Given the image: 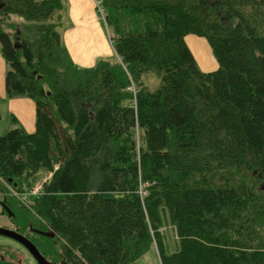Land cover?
I'll return each mask as SVG.
<instances>
[{
	"label": "trees",
	"instance_id": "1",
	"mask_svg": "<svg viewBox=\"0 0 264 264\" xmlns=\"http://www.w3.org/2000/svg\"><path fill=\"white\" fill-rule=\"evenodd\" d=\"M102 7L118 60L85 69L63 0H0L6 96L37 108L35 133L0 136V192L53 173L30 205L6 192L14 229L48 234L30 240L51 264H137L155 244L161 264H264V0ZM190 34L218 70L199 68ZM19 256L0 246V264Z\"/></svg>",
	"mask_w": 264,
	"mask_h": 264
},
{
	"label": "crops",
	"instance_id": "2",
	"mask_svg": "<svg viewBox=\"0 0 264 264\" xmlns=\"http://www.w3.org/2000/svg\"><path fill=\"white\" fill-rule=\"evenodd\" d=\"M63 3L62 15L65 21L62 38L75 65L87 69L95 67L101 60H118L110 32L104 17L97 9L96 1L63 0ZM185 40L203 72L218 70L219 64L204 38L190 34ZM5 75L6 62L0 51V122L4 121L6 124L5 131L20 127L26 133L33 134L36 131V104L29 98L8 99ZM1 212L0 206V228H10L12 224ZM5 244L9 246L12 242L6 241Z\"/></svg>",
	"mask_w": 264,
	"mask_h": 264
},
{
	"label": "rangeland",
	"instance_id": "3",
	"mask_svg": "<svg viewBox=\"0 0 264 264\" xmlns=\"http://www.w3.org/2000/svg\"><path fill=\"white\" fill-rule=\"evenodd\" d=\"M107 29H108V27H107ZM147 82H148V85L150 86V88L152 90H154V88L158 85L157 82L154 79H152V78H149L147 80ZM5 125L6 124L4 123V121L0 122V136H4V135H6L9 132V131H5L6 130V129H4ZM52 176H53V173L47 174L46 176L42 177L31 189H26V190H24L22 192H18L16 190L12 189L6 183H4V185L6 186L7 190L5 192H0V206L2 208L1 214H2V216H5L6 218H8V220L10 221L12 226L10 228H3V229L16 231V229H14V226H13V223H12V220H11V216L7 212H5L4 206L2 204L3 199H5V197L7 196L6 192L8 191V193L10 194V197H14V198L18 199L20 203H22L24 205L25 204L26 205H30L31 204L30 201H32V199H34L35 197H38L40 195L44 184L47 181H49L52 178ZM144 187H147V185H144ZM142 188H143V185H142L141 189ZM263 189H264V186H263ZM22 196L25 197L28 200L24 201L22 199ZM16 232L19 233L18 231H16ZM23 233L24 232L19 233V234L24 236V237H26V235L23 234ZM29 234L31 235V236L29 235V239L26 237L29 241L34 240V239L30 240V238H32V237H35V239H37V237H38L37 235H45V236L48 235V234H45V233H42V232H38V231L29 232ZM34 235H36V236H34ZM159 237H160V240L164 243L166 251H174L175 249H177V247H178V238L176 236V231H175V229L172 226L164 225L159 230ZM156 240L158 242V238H156ZM6 241L12 242V244H10L8 246L7 244H5ZM0 245L4 246V247H12V248L16 249L18 251L19 255H20L19 257L21 259H23L26 264H37V262L29 254V252L24 247H22V245H20L18 242L14 241V240H12L10 238L0 236ZM137 264H161V260H160V257H159V251H158V248H157L156 244L153 246V249H151V251L148 254H146L140 260L137 261Z\"/></svg>",
	"mask_w": 264,
	"mask_h": 264
},
{
	"label": "water",
	"instance_id": "4",
	"mask_svg": "<svg viewBox=\"0 0 264 264\" xmlns=\"http://www.w3.org/2000/svg\"><path fill=\"white\" fill-rule=\"evenodd\" d=\"M0 236L10 238L22 245L37 264H50L31 241L16 231L0 228Z\"/></svg>",
	"mask_w": 264,
	"mask_h": 264
},
{
	"label": "built area",
	"instance_id": "5",
	"mask_svg": "<svg viewBox=\"0 0 264 264\" xmlns=\"http://www.w3.org/2000/svg\"><path fill=\"white\" fill-rule=\"evenodd\" d=\"M96 1V6H97V9H98V11H99V13L104 17V19H105V11H104V9H103V7H102V0H95ZM131 90L132 91H135V89L134 88H131ZM22 199L24 200V201H27L28 199H26L25 197H23L22 196Z\"/></svg>",
	"mask_w": 264,
	"mask_h": 264
}]
</instances>
